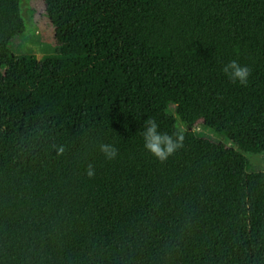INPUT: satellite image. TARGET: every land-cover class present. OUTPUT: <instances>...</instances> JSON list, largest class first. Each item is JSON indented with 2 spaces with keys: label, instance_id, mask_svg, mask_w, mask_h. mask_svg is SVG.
<instances>
[{
  "label": "trees",
  "instance_id": "obj_1",
  "mask_svg": "<svg viewBox=\"0 0 264 264\" xmlns=\"http://www.w3.org/2000/svg\"><path fill=\"white\" fill-rule=\"evenodd\" d=\"M43 1L57 46L39 60L12 51L22 4L0 0V264H264V171L244 155H264V0ZM149 118L183 131L163 162Z\"/></svg>",
  "mask_w": 264,
  "mask_h": 264
},
{
  "label": "rangeland",
  "instance_id": "obj_2",
  "mask_svg": "<svg viewBox=\"0 0 264 264\" xmlns=\"http://www.w3.org/2000/svg\"><path fill=\"white\" fill-rule=\"evenodd\" d=\"M21 4L22 16L27 29L22 36L16 38L12 42V51L15 55L35 54L39 60H43L45 55L54 53L57 46L55 30L45 16L44 1L21 0ZM10 77V68L6 65L4 60L0 58V106H4L5 102L3 100V90L12 84ZM13 96H15V93ZM168 107L171 114L175 115V105L170 100H168ZM11 109H13V107H11ZM194 131L198 137L209 139L218 144H223L228 150L237 149L235 145L228 142L222 136L208 130L202 123H198ZM244 155L249 162L251 171H264V155L249 153H245Z\"/></svg>",
  "mask_w": 264,
  "mask_h": 264
},
{
  "label": "clouds",
  "instance_id": "obj_3",
  "mask_svg": "<svg viewBox=\"0 0 264 264\" xmlns=\"http://www.w3.org/2000/svg\"><path fill=\"white\" fill-rule=\"evenodd\" d=\"M223 73L232 81L245 85L250 75V69L246 65L238 63L236 60L229 61L222 68ZM159 124L154 119H147L141 133L143 137V147L157 160L163 162L168 159L175 151L183 146V131L178 129L172 135L159 130ZM63 147L58 149V154L63 153ZM99 151L103 153L105 159L112 160L117 157L118 150L111 143H101ZM88 177L94 175L92 166L87 169Z\"/></svg>",
  "mask_w": 264,
  "mask_h": 264
}]
</instances>
